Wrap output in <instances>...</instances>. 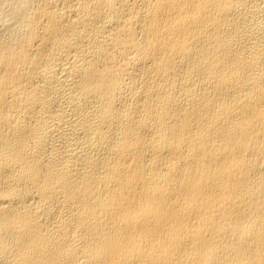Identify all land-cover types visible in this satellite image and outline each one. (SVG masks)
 <instances>
[{"label": "bare ground", "instance_id": "bare-ground-1", "mask_svg": "<svg viewBox=\"0 0 264 264\" xmlns=\"http://www.w3.org/2000/svg\"><path fill=\"white\" fill-rule=\"evenodd\" d=\"M0 264H264V0H0Z\"/></svg>", "mask_w": 264, "mask_h": 264}]
</instances>
